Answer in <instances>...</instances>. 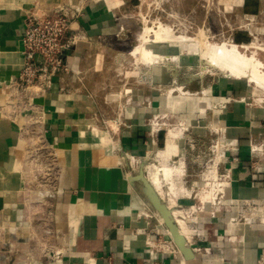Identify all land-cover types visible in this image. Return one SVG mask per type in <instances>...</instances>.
<instances>
[{
	"label": "rangeland",
	"instance_id": "374dc122",
	"mask_svg": "<svg viewBox=\"0 0 264 264\" xmlns=\"http://www.w3.org/2000/svg\"><path fill=\"white\" fill-rule=\"evenodd\" d=\"M104 1L114 13L116 31L92 41L84 56L77 89L92 102L94 109L88 117L83 146L74 147V153L104 162L108 159L113 162L110 164L119 158L118 164L131 175L140 168L145 176L149 171L159 175V170L152 166L184 163L182 177L173 182L159 175L160 190L166 206L169 200H175L172 209L181 213L191 231L190 226L199 218L218 214L228 202L233 203L228 172L233 156L228 144L226 113L238 104L264 111V0ZM30 17L33 16L27 18ZM157 31L165 37L168 34L164 39L170 41L169 47L156 44ZM155 45L157 48L163 45L161 49L168 48L172 53H177V45H184L179 49H185L191 58L194 55L197 58L199 52H194L198 50L225 53L234 49L241 59L250 60V65L242 62L236 67L237 72L230 69L234 56L231 52V56L225 54L218 61L221 65L216 62L210 65L209 59L202 61L210 55L205 51L196 59L197 64L202 63L195 68L187 63V69H177L180 62L165 59L164 63L171 64L166 70L164 65L148 64L140 54L141 49H153ZM186 45H193V50ZM249 75L253 80L248 79ZM40 91L32 86L17 92L18 103L11 109L15 118H22L27 126L22 132L25 131L29 145L21 155L23 170L29 174L26 188L32 192L31 188L41 187L36 198L43 200L52 198L51 188L57 183L55 178L65 159L46 146L41 131L35 129L40 119L34 117L31 104L33 94ZM173 134L172 148L165 151L168 137ZM250 148L259 149L254 152L264 155V144L250 142ZM225 182L228 184L223 193L217 191V185ZM172 185L174 192L170 190ZM212 189L215 200L209 196ZM235 203L240 211L244 209L239 201ZM143 207L146 218L159 223L167 234L159 217L148 205ZM187 236L189 239L191 232ZM0 251L4 253L1 256H10L9 261L0 258V264H17V249L9 255L4 248Z\"/></svg>",
	"mask_w": 264,
	"mask_h": 264
},
{
	"label": "crops",
	"instance_id": "0c3cea01",
	"mask_svg": "<svg viewBox=\"0 0 264 264\" xmlns=\"http://www.w3.org/2000/svg\"><path fill=\"white\" fill-rule=\"evenodd\" d=\"M58 9L77 18L69 36L79 41L64 60L66 71L53 78L50 88L32 93L34 117L40 119L35 129L65 159L52 198L38 200L42 188H26L29 174L21 155L29 142L22 132L26 122L11 109L18 103L13 83L23 64L26 18ZM114 22L104 0H0V248L8 255L17 249V264H264V220L234 221L243 213L237 201L264 208V155L250 148V142L264 144V111L238 104L226 113L234 204L190 226V262L174 244L175 253L163 246L170 237L146 218L119 158L110 164L75 155L94 109L77 89L84 56L92 41L116 31ZM0 258L9 261L10 256Z\"/></svg>",
	"mask_w": 264,
	"mask_h": 264
},
{
	"label": "built area",
	"instance_id": "2783aa9c",
	"mask_svg": "<svg viewBox=\"0 0 264 264\" xmlns=\"http://www.w3.org/2000/svg\"><path fill=\"white\" fill-rule=\"evenodd\" d=\"M76 20L74 15L63 9L49 11L41 17L33 16L26 19L21 39L23 64L19 76L13 83L14 90L23 92L32 86H37L40 90L48 89L53 78L66 71L64 60L70 54L75 40V36H69V33L73 30ZM30 100L31 98L28 97L27 101ZM257 150L251 149V152ZM228 172L230 175V171ZM239 203L244 209L242 218L234 220L235 222L242 219L250 222L252 217L264 220V208L244 201ZM247 214L250 215L248 218H246ZM163 246L174 253L176 251L170 238L163 243Z\"/></svg>",
	"mask_w": 264,
	"mask_h": 264
},
{
	"label": "bare ground",
	"instance_id": "6f19581e",
	"mask_svg": "<svg viewBox=\"0 0 264 264\" xmlns=\"http://www.w3.org/2000/svg\"><path fill=\"white\" fill-rule=\"evenodd\" d=\"M159 30H160V28H159ZM161 30H162V28H161ZM158 32L159 31H157V36H156V40L157 41H155L156 42V44L158 45V44H162V43H164V45L166 46V47H169V45L168 44H170L169 42V40H167V39H164V37L165 36H163L162 34L160 35V34H158ZM163 32H167L168 33V31H166V30H163ZM167 35L168 34H166V37L165 38H167ZM169 37V36H168ZM201 44V43H200ZM157 45H155L156 47L155 48H153V49H151V48H149V49H141L140 50V54L145 58V60H146V62L148 63V64H154L155 66H158V65H164L165 66V68H166V70H167V67H169L171 64L170 63H168L167 61L164 63V61H165V59L166 60H170L171 61V59H174L175 61L174 62H176V61H178L177 63H179L178 64V66H176L177 67V69H182V68H186V66H187V63L189 64V63H192V66H191V68H195V66L197 67V65L198 64H201L202 62L200 61L198 64H197V62H196V59L198 58V56H199V54H201V56H203V53H205V51H208L207 53L209 54L210 53V55H209V57L208 58H206L207 56H205V58H203L202 59V61H205L206 59H209L210 61L208 62L210 65H213V62H216V64L217 65H221V62H218L220 59H222V56H225V54H228L229 56H231V54H230V52L231 53H233V59L232 60H230V64L232 65H229V66H231L230 67V69H232V68H235V71L237 70L236 69V67L238 66V65H240L242 62H244V63H246V64H248V65H250V60H244V59H241V57H240V55L238 54V52H236L234 49H232V50H230V52L228 51V52H223L222 50H220V51H217V52H213V50L212 49H209V50H202V51H199L198 49V45H197V50L198 51H195L194 53H196V54H198V52H199V54H198V56H196L197 58H195V55L194 56H192V58L191 57H188V55H186L185 54V52L183 51V50H185V49H179V47H181V46H183L184 47V45H177V48H176V51H177V53H172L171 51H169L168 50V48H166L167 50H165V49H161V47L163 46H161L160 45V48L158 47L157 48ZM204 45V44H203ZM191 46H193V45H186L185 47L188 49H191V50H193V48L191 47ZM176 47V46H175ZM194 47V46H193ZM201 47V46H200ZM171 52V53H170ZM192 53H193V51H192ZM211 53L213 54H215L214 56H212L211 55ZM206 54V53H205ZM171 55H173V57L171 56ZM172 57V58H171ZM228 57V56H227ZM200 58V57H199ZM195 59V60H194ZM227 59H229V58H227ZM187 60V61H186ZM198 60V59H197ZM200 60V59H199ZM169 61V62H170ZM192 61V62H191ZM176 63V64H177ZM175 64V65H176ZM223 64H224V62H223ZM190 66V65H189ZM199 67H200V65H199ZM254 67V66H253ZM229 68V67H228ZM187 69V68H186ZM181 72V71H180ZM180 72H178V73H180ZM237 72V71H236ZM157 75H158V73H157ZM180 75V74H179ZM253 77H251L250 75L248 76V79H250V80H253L252 79ZM262 79H264V78H262ZM223 123V122H222ZM174 139H175V136H174V134L173 135H170L169 137H168V140H167V147H166V149H165V151H169L171 148H172V145H173V142H174ZM183 168H184V163H181V162H177V163H174L173 165H167V164H165V163H163L162 164V166L161 167H157V166H152V169H156V170H159V175L161 176V177H165L167 180H170L171 182H173V180L175 179V178H180V177H182V170H183ZM158 173V172H157ZM157 173L156 172H154V171H149L148 173H147V175H146V178H147V180L149 181V183L151 184V186H152V188H153V190H154V192L155 193H157V195L159 196V198L162 200V197H163V194H162V192H161V184H160V176L159 175H157ZM123 179V178H122ZM227 182H225V183H221L220 185L218 184L217 185V187H219L218 189H217V191H220L221 193H223V190L227 187ZM170 190H172L173 192H174V186L172 185L171 186V189ZM216 191V190H215ZM188 192V191H187ZM187 194H189V192L187 193ZM209 196H210V198H212V200H215V195H214V189H212L211 191H209ZM222 196V195H221ZM174 197H176V196H174ZM174 205H175V200L174 199H171V200H169V205L167 206V208L169 209V210H171L173 207H174ZM173 210V209H172ZM170 211L171 212V216H172V218L174 219V221H175V224H176V226H177V228H178V231H179V234L181 235V236H183V238H185V240H187L188 239V236H187V234L189 233L190 234V230H189V228L187 227V224L185 223V221L183 220V218L180 216L181 215V213L180 212H177V211ZM193 211H194V209H192ZM158 217H159V219H160V222H161V224H163V220H162V218L159 216V214H157V213H155ZM244 226V225H243ZM244 231V230H243ZM247 231V230H246ZM247 233H248V231H247ZM246 233V234H247ZM167 234L169 235V237H171L170 236V234H169V232L167 231ZM242 235V234H241ZM248 235V234H247ZM243 236V235H242Z\"/></svg>",
	"mask_w": 264,
	"mask_h": 264
},
{
	"label": "water",
	"instance_id": "95a60500",
	"mask_svg": "<svg viewBox=\"0 0 264 264\" xmlns=\"http://www.w3.org/2000/svg\"><path fill=\"white\" fill-rule=\"evenodd\" d=\"M127 180L135 189L143 203L148 205L154 214L157 213L162 218V225L165 230L169 232L171 236L170 239L182 258L187 262L192 261L194 255L191 249L187 246L185 238L179 234L178 228L171 216L170 210L154 192L142 168H140L135 175L129 176Z\"/></svg>",
	"mask_w": 264,
	"mask_h": 264
}]
</instances>
